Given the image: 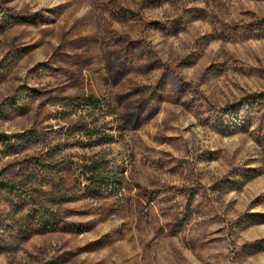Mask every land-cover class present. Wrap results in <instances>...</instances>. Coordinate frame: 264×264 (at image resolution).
Instances as JSON below:
<instances>
[{"label":"rangeland","instance_id":"obj_1","mask_svg":"<svg viewBox=\"0 0 264 264\" xmlns=\"http://www.w3.org/2000/svg\"><path fill=\"white\" fill-rule=\"evenodd\" d=\"M0 264H264V0H0Z\"/></svg>","mask_w":264,"mask_h":264}]
</instances>
